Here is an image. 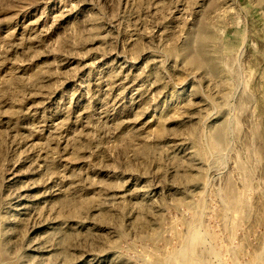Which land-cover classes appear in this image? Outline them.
I'll use <instances>...</instances> for the list:
<instances>
[{
    "label": "rangeland",
    "instance_id": "374dc122",
    "mask_svg": "<svg viewBox=\"0 0 264 264\" xmlns=\"http://www.w3.org/2000/svg\"><path fill=\"white\" fill-rule=\"evenodd\" d=\"M0 264H264V0H0Z\"/></svg>",
    "mask_w": 264,
    "mask_h": 264
}]
</instances>
